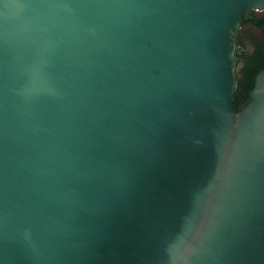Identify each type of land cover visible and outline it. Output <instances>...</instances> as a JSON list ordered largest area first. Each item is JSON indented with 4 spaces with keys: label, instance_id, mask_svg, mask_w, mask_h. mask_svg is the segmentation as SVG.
Returning <instances> with one entry per match:
<instances>
[{
    "label": "water",
    "instance_id": "obj_1",
    "mask_svg": "<svg viewBox=\"0 0 264 264\" xmlns=\"http://www.w3.org/2000/svg\"><path fill=\"white\" fill-rule=\"evenodd\" d=\"M264 0H0V264H264Z\"/></svg>",
    "mask_w": 264,
    "mask_h": 264
},
{
    "label": "trees",
    "instance_id": "obj_2",
    "mask_svg": "<svg viewBox=\"0 0 264 264\" xmlns=\"http://www.w3.org/2000/svg\"><path fill=\"white\" fill-rule=\"evenodd\" d=\"M261 23L264 24V18ZM239 60L236 59V63ZM241 60L243 61V66L239 71L240 76L237 77L236 89L233 94L235 111H238L241 104L247 99L249 92L253 88L256 74L261 69H264V37L263 42L257 45L254 53L251 56H242Z\"/></svg>",
    "mask_w": 264,
    "mask_h": 264
},
{
    "label": "flooded vegetation",
    "instance_id": "obj_3",
    "mask_svg": "<svg viewBox=\"0 0 264 264\" xmlns=\"http://www.w3.org/2000/svg\"><path fill=\"white\" fill-rule=\"evenodd\" d=\"M263 18L264 8L260 10L252 9L251 17L243 18L237 30V48L235 52V57L236 59H240L239 62L242 63V66V56H251L254 53L257 45L263 42L264 24L261 23Z\"/></svg>",
    "mask_w": 264,
    "mask_h": 264
}]
</instances>
